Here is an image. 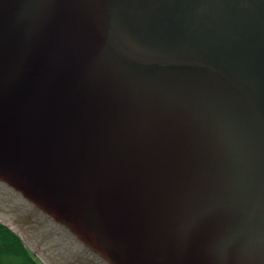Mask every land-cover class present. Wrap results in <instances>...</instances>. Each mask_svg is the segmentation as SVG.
<instances>
[{"label":"water","instance_id":"1","mask_svg":"<svg viewBox=\"0 0 264 264\" xmlns=\"http://www.w3.org/2000/svg\"><path fill=\"white\" fill-rule=\"evenodd\" d=\"M0 222L45 264H264V0H0Z\"/></svg>","mask_w":264,"mask_h":264},{"label":"trees","instance_id":"2","mask_svg":"<svg viewBox=\"0 0 264 264\" xmlns=\"http://www.w3.org/2000/svg\"><path fill=\"white\" fill-rule=\"evenodd\" d=\"M0 264H40L22 239L1 223Z\"/></svg>","mask_w":264,"mask_h":264},{"label":"rangeland","instance_id":"3","mask_svg":"<svg viewBox=\"0 0 264 264\" xmlns=\"http://www.w3.org/2000/svg\"><path fill=\"white\" fill-rule=\"evenodd\" d=\"M37 260H38V262L40 263V264H43L42 262H41V260L37 257Z\"/></svg>","mask_w":264,"mask_h":264}]
</instances>
